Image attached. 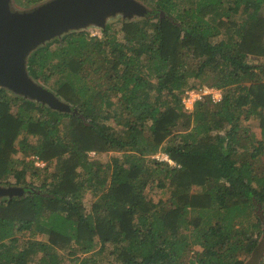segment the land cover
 I'll return each instance as SVG.
<instances>
[{"label":"trees","instance_id":"obj_1","mask_svg":"<svg viewBox=\"0 0 264 264\" xmlns=\"http://www.w3.org/2000/svg\"><path fill=\"white\" fill-rule=\"evenodd\" d=\"M143 1L153 17L121 37L107 24L30 55L76 113L0 88V183L36 189L0 200V264H244L264 235V0ZM192 81L221 99L189 110Z\"/></svg>","mask_w":264,"mask_h":264},{"label":"water","instance_id":"obj_2","mask_svg":"<svg viewBox=\"0 0 264 264\" xmlns=\"http://www.w3.org/2000/svg\"><path fill=\"white\" fill-rule=\"evenodd\" d=\"M147 9L141 0H48L19 10L13 0H0V88L59 112L74 113L70 104L30 75L28 60L32 52L90 25L104 30L108 16L118 13L133 19L135 15L144 16ZM23 193L20 186L0 184V200Z\"/></svg>","mask_w":264,"mask_h":264},{"label":"rangeland","instance_id":"obj_3","mask_svg":"<svg viewBox=\"0 0 264 264\" xmlns=\"http://www.w3.org/2000/svg\"><path fill=\"white\" fill-rule=\"evenodd\" d=\"M13 1H14L15 6L18 7L19 10H27L29 8H32L33 6H36V5H39V4H43L44 2H46L48 0H41V1H39V2H37L35 4H31V5H25L24 3H26V0H13ZM141 1L144 4H146V6L148 7V9L146 10V12L144 13L145 14L144 16H141L140 17L139 15H135L134 18L132 17L133 19H129V18H123L122 15H120V14L117 13L115 15H111V16H108L107 17V24H111L112 25L111 33L112 32H117L118 35H119V37H121V35H122L121 34V27H122V23H124L125 21H131V20H134V19L152 18L153 17V15H154L153 14V7L150 6L149 4H147L146 2H144L143 0H141ZM84 30L90 32V35L91 36H97V37H102L103 36V29L101 27L97 26V25H90V26L86 27V29H84ZM78 31H81V30H78ZM263 61H264V59H263ZM192 84H196L197 87L200 86L203 89H207L208 91L211 92V94L213 96H215L217 94H219V96H220V91L215 90L211 86H208V85H200L198 81H192ZM45 86L48 89H50V90L52 89V88H50L47 85H45ZM5 90H7V89L5 88ZM52 91H53V89H52ZM207 94H210V93H207ZM59 98L62 100L61 97H59ZM65 102L71 105V103H69L67 101H65ZM187 108L189 110H191L193 108V106L190 105ZM71 111L74 112V113H76V107H71ZM249 123H250L249 124L250 125V128L260 138V127H259L258 121L251 120ZM113 124H115V123L113 122ZM89 155L91 156V158H95L96 157V154L94 152H90ZM117 155H118V153L110 152V153L104 155L103 160H105V159L113 160L115 158V156H117ZM154 157L159 158V159H163V160H167L168 159V156L165 153H163V152L158 153ZM17 158H22V155H19ZM33 158H34V156H33ZM35 165L38 166V167H42L44 165V162H41L40 160H36L35 161ZM44 176H45V174L43 175L42 178H44ZM27 179L28 180H31V176L28 175V178ZM11 181H12V183H0V184H2L4 186H20V187L24 188V191H27V193L28 192L36 191V189L34 187H32V186H25L24 183H21V184H18V185L14 184L13 183L14 182V179L13 178L11 179ZM36 184H39V183H36ZM37 192H40V191L37 190ZM145 192L147 194H149L150 196L154 197L156 200L159 197L165 196L163 190L162 189H159V188L150 189V187H147ZM90 199H91V195L88 194L87 197L85 198L86 203H88V201ZM262 217L264 219V215H262ZM17 237H18V241L15 242V243L19 244L20 242H22V240H24L27 237H29V235H21V234L18 233ZM37 237L38 238H42L43 236L41 234H39V235H37ZM28 254L29 255L26 254L27 255L26 258L29 261L28 264H35L41 258V256H42V253L41 252H38L37 254H35V253H31V254L28 253ZM244 257H245L244 264H260V262L264 259V235H262L260 237V241H259L257 247L253 251H251L250 254H248V255H246ZM66 261L68 262L69 261V258H67Z\"/></svg>","mask_w":264,"mask_h":264},{"label":"built area","instance_id":"obj_4","mask_svg":"<svg viewBox=\"0 0 264 264\" xmlns=\"http://www.w3.org/2000/svg\"><path fill=\"white\" fill-rule=\"evenodd\" d=\"M207 93L211 94L210 91H208L207 89H203L202 87L188 89L185 91V93L183 95V102L185 103L186 107H188L190 105L193 106L197 100L202 99L203 96H205ZM215 96H219V94H217ZM219 97L221 99V93H220Z\"/></svg>","mask_w":264,"mask_h":264},{"label":"clouds","instance_id":"obj_5","mask_svg":"<svg viewBox=\"0 0 264 264\" xmlns=\"http://www.w3.org/2000/svg\"><path fill=\"white\" fill-rule=\"evenodd\" d=\"M213 99H214V100H219L220 97H219V96H214Z\"/></svg>","mask_w":264,"mask_h":264}]
</instances>
